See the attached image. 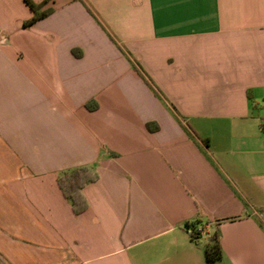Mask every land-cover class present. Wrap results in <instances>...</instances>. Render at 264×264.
I'll use <instances>...</instances> for the list:
<instances>
[{
    "label": "crops",
    "instance_id": "0c3cea01",
    "mask_svg": "<svg viewBox=\"0 0 264 264\" xmlns=\"http://www.w3.org/2000/svg\"><path fill=\"white\" fill-rule=\"evenodd\" d=\"M47 6L0 0V264H264V0Z\"/></svg>",
    "mask_w": 264,
    "mask_h": 264
},
{
    "label": "trees",
    "instance_id": "16d2710c",
    "mask_svg": "<svg viewBox=\"0 0 264 264\" xmlns=\"http://www.w3.org/2000/svg\"><path fill=\"white\" fill-rule=\"evenodd\" d=\"M51 0H43L41 2H37L36 0H24V2L32 9L33 16L24 22V26L28 27L38 20L48 16L53 12L52 6H47V4ZM127 53V52H126ZM133 66L140 72L143 73L138 62L131 60ZM146 80L152 86V88L159 94L157 87L153 84L152 80L148 78V76L144 73ZM90 106V104H88ZM176 115L181 118V114L174 108ZM151 127V123L149 124ZM205 143H208V139H203ZM99 178L98 170L94 165H81L72 167L62 171L58 176V184L63 191L66 198L72 204L74 212L76 214H81L86 211L89 207V201L86 198L83 189L84 187ZM196 223L187 222L186 229L189 227L195 226ZM193 239H196V236L191 235ZM206 259L209 262H215L223 257L222 245H221V237L219 233L214 234L211 237L210 243L207 245L205 250Z\"/></svg>",
    "mask_w": 264,
    "mask_h": 264
},
{
    "label": "built area",
    "instance_id": "2783aa9c",
    "mask_svg": "<svg viewBox=\"0 0 264 264\" xmlns=\"http://www.w3.org/2000/svg\"><path fill=\"white\" fill-rule=\"evenodd\" d=\"M187 231L191 234V235H195L196 236V238H198V235L200 234V232L202 231V229L201 230H196L194 227H189L188 229H187Z\"/></svg>",
    "mask_w": 264,
    "mask_h": 264
},
{
    "label": "rangeland",
    "instance_id": "374dc122",
    "mask_svg": "<svg viewBox=\"0 0 264 264\" xmlns=\"http://www.w3.org/2000/svg\"><path fill=\"white\" fill-rule=\"evenodd\" d=\"M206 234V233H205ZM199 243L203 246V248L206 250V247H207V245L209 244H207V241H205V238H204V236H201L200 237V239H199Z\"/></svg>",
    "mask_w": 264,
    "mask_h": 264
}]
</instances>
